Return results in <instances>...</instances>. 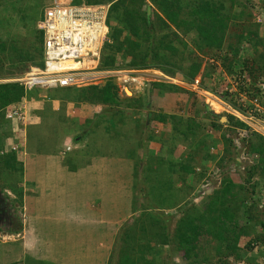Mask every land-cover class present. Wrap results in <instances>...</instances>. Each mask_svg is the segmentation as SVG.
Listing matches in <instances>:
<instances>
[{
    "label": "rangeland",
    "instance_id": "374dc122",
    "mask_svg": "<svg viewBox=\"0 0 264 264\" xmlns=\"http://www.w3.org/2000/svg\"><path fill=\"white\" fill-rule=\"evenodd\" d=\"M49 1L0 0V44L5 45L4 55L6 57L15 49L20 48L27 51L38 45L37 39L40 32L38 19ZM138 1H126V9L130 11V14H134L133 16L137 18L138 23L136 22L137 25L132 24L130 31L129 29L123 31L119 41L115 44L117 46L122 44L125 49L126 45L123 41L129 39L128 43L133 48L138 47L137 54L141 56L145 52L146 43L141 40L144 28L141 29L139 25ZM188 1L198 2L197 0ZM145 2L147 5L143 11H147L151 18V26L154 30L152 43L155 45L158 57L164 59L167 57L172 64H176L180 69V71L175 72L174 76H169L158 68L149 69L151 72L141 75L144 76L142 81H154L152 83L159 85L163 91L162 94L171 97V101H167L165 104L167 114L164 113V110H154L152 117L139 118L138 116L141 115L144 107H139L141 106L140 101L138 102L139 106L135 107L130 101L128 104L126 101L124 103L123 100L126 98L133 100L135 98L128 86L125 88L126 95L122 93V84L119 82H110L102 87H108L111 92L116 94L115 108L109 110V112L116 110L115 114L105 116L106 105L97 102L95 99H93L95 103H92L93 101L85 102L104 109L96 118L103 128H106L107 122H110L108 118L113 117L120 118L124 122L125 120H127L126 122L137 120L134 122L140 123L133 142L136 141L138 147V143L142 140L141 147L143 146L146 152L145 160L138 162L137 154L133 150H128L130 155L126 154L128 159L134 161L132 164L134 169L133 186L131 188L133 193L129 194L128 190L123 194L116 193L117 180H122L126 184L128 178L122 176V172L116 171L118 176L115 177L114 174L108 186L106 185L107 188L102 189V198H99L97 186L89 184L91 181L88 178L79 181L81 178L69 177L74 170L78 171L84 168H80L82 165L79 161L68 158L69 156L66 159V156L63 155L65 150L59 152L58 159L66 160L61 161L60 164H54L59 168L64 166V170L65 168L68 169L67 172L64 171L63 179L53 178L50 180L51 182L46 183L45 185L49 186L51 192L45 195L40 191L33 192L35 190H32L31 187L35 189V184L29 178L27 180L24 178V171L27 170L25 160L31 159V156H41L45 152L53 153L55 145L58 143V139L42 143V133L45 132L41 131L37 135L38 133L35 131L36 124L41 123L37 117L41 105L45 102L48 103V110H46L48 112V105L53 100L60 101L65 106L73 104L80 107L79 105L85 103L84 101L81 102L82 99L79 98L81 89L71 91L61 89L53 91L36 90L31 95L28 93L29 97H25L29 102L27 122L18 125L14 132L8 124L0 127V264H192L195 262L194 259L192 262L184 261L185 253L179 248L178 236L198 225V219L203 213L208 214L211 219L215 215L218 216V212L222 208L224 211L228 209L230 213L237 214L238 208L225 202L229 199V194L224 195L220 193V190L224 189L228 177L237 186L244 185V174L238 172L232 176L230 173L231 166L226 165L221 173L214 175L213 173H216V169L219 167V158L210 155L212 148L218 151V147L221 148V142L224 143V136L221 133L229 130L223 127L221 129L215 128L218 123L224 124L225 120L220 122V119H214L210 115L209 109L207 110L203 98L191 93L188 85V83L195 81V79H191V72L194 71L196 65H199L204 70L202 87L213 92L217 91L220 82L228 74V70L224 66L225 58L232 57V55L228 54L226 49L223 51L213 50L208 56L201 54L194 44L197 31H190L185 34L186 28L184 26L178 29L168 24L171 28L165 27L162 22L158 21L159 17L164 18L157 11V8L155 7V9L147 1ZM224 2L226 10L223 11V14L226 17L229 16L230 20L226 41L229 44L234 43L233 37H239L242 32L254 31L259 32V42L261 43H259L260 45H255L256 42L254 44L251 42L241 44L239 58L233 65L234 72H240L244 69L243 64L247 58L255 59L256 64L260 65L262 55H264V0H250L249 2L247 0H235L232 8L228 0ZM184 3L186 5L185 0ZM257 7L263 10L262 16H257ZM189 11L190 9L187 8L182 15H185L187 21H192V18L186 15ZM241 13L244 15L240 16ZM234 17L235 19L239 17L238 21L234 20ZM111 26L113 29L123 30L117 23H112ZM175 33H177L181 43L175 41L173 37ZM182 43L186 47L181 45ZM115 44L112 42V45ZM168 45L177 46L179 54L175 56L171 55L172 53L169 54L165 49ZM124 49L116 54L113 69H132L130 64H132L134 57L126 53ZM8 61L9 59L5 66L9 65ZM159 61L160 59H155L156 64ZM32 67L34 66L30 65L24 69L20 66L18 69H13V72L18 73L9 78H0V87L10 85L22 87L20 83L14 80L28 73ZM163 75L170 77V79H179L181 84L173 85L172 82L164 79ZM97 90H101V88ZM88 95H92V92H89ZM131 108L134 110L127 112ZM72 109L74 111V106ZM154 109H160L159 105H156ZM48 115L45 113L42 116L41 130L50 131L51 128L56 130L58 124H66L67 116L63 114V118L56 116L57 123L51 127L49 125L51 117ZM159 115L165 116V121L160 120ZM221 117L226 118V115L222 114ZM144 128H149V134H153V138L155 137L153 144L157 146L158 151L153 150L154 145L150 143L153 139L150 142L148 139V141L144 140L147 135ZM165 129L169 130L166 134L164 133ZM148 142L149 146L147 147ZM97 144L99 143L97 142ZM66 146L65 144L64 149ZM84 162L92 163L91 159ZM243 164L247 166V169L253 167L249 161ZM183 165L192 167L194 174L185 176L180 171ZM121 167L125 174L127 167L123 163ZM199 169L204 175L201 180L198 178L201 174L196 171ZM68 171L71 172L68 173ZM208 174L210 177H207ZM25 180L26 188L22 185ZM217 180L221 182L218 183ZM59 181H61L59 185H55ZM168 182H172V185H168ZM206 183H210L213 187L212 191L203 189ZM213 199H220V202L226 204L224 206L216 204L212 207ZM37 200L38 203H36ZM90 203L95 205L93 209H88L87 204ZM209 205L213 212L212 215L207 211ZM258 210L263 214L256 217L258 220L256 223L248 222L247 215L244 217L243 211H241V215L239 213L240 217L236 216L238 220L236 227L241 230L244 229V235H246L239 238L236 251H234L240 258L234 259L231 256L233 259H229V264H264V246L255 243L257 238L264 237V225L260 224L264 223V210L260 208ZM27 219L41 239L38 247L41 259L37 262L29 255H24L19 261L10 262L8 250L15 248L19 251L22 248L20 245L22 237L15 233L21 228L23 231L24 222ZM247 234L249 235L247 236ZM206 243L207 239H201L200 246ZM214 250L212 248L210 257L216 255ZM197 253L205 254L204 252ZM5 257H8V261ZM47 257H49L48 260ZM215 257L217 258H214L210 262L211 264H217L221 260L219 256Z\"/></svg>",
    "mask_w": 264,
    "mask_h": 264
},
{
    "label": "trees",
    "instance_id": "16d2710c",
    "mask_svg": "<svg viewBox=\"0 0 264 264\" xmlns=\"http://www.w3.org/2000/svg\"><path fill=\"white\" fill-rule=\"evenodd\" d=\"M126 1L128 0H85V2L89 5H100L108 3L111 5L108 15V24L111 29V44L106 45L102 58V67L106 69H113L112 66L116 61V54H119L124 49L122 44H119V46L115 44L119 41L123 31H126L127 29H129L130 31L132 28L131 25H137L138 23L137 18L133 16L134 14H130V11L126 9ZM139 1V25L141 29L144 28L142 30L141 40L146 43V49L145 52L142 53L141 56H139L137 54V50L139 49L138 47L133 48L132 45L128 43L129 39L123 41L126 45V48L124 49L125 52L134 57L132 64H130L132 69L146 70L158 68L160 71H163L169 76H174L176 71H180L177 65L172 64V62L167 57L165 59L158 57V52L155 48V45L152 43L154 30L151 26V18L148 15L147 11H143V8L147 5L145 1H147L152 7L157 8V11L164 18L161 19V17H159L158 21L162 22L165 27L171 28L168 24H171V26L173 25L174 28L176 27L178 29H180L181 26H184V28H186L185 34H188L190 31H197V37L194 40V44L196 49L201 54H205L208 56L211 55L213 50L223 51L224 49H226L227 53L232 55V57L229 56L225 58L224 66L228 70V75H232L235 73L233 70V65L239 58L240 47L242 43L251 42L254 44L256 42L255 45L261 44L259 42V32L254 31H249L246 33L242 32L239 37H233L235 39L234 43L229 44V42L226 41L227 29L229 28L230 20L229 16L226 17V15L223 14V11L226 10V4L224 2L225 0H197L198 2L195 1V3L185 0L186 5L184 3V0ZM234 1L235 0H228V2L231 3V8L234 5ZM247 1L249 2L250 0ZM81 2L82 0H74L75 5H79ZM187 8L190 9V11L186 15L189 18H192V21H187V19H185L184 17L185 15H182ZM243 15L244 13H241L240 16ZM42 17L43 13H40L38 21H40ZM25 18L26 20H28L27 17ZM129 19L131 20L129 21ZM238 19L239 17H237L236 19L234 17V20L238 21ZM112 23L119 24L123 30L113 29L111 26ZM173 37L175 41L181 43L177 33L173 34ZM37 40L38 45H35V47H33L32 49H29L27 51L20 48L15 49L14 51L10 52V55H8L7 53L8 57L4 55L5 45L0 44V74L2 73L0 75V78H9L14 76V74L18 72H13V69H18L20 66H22L24 69H26L30 65L39 68L44 67V38L41 31L39 32V37ZM112 42L115 45H112ZM181 45L186 47L183 43ZM165 49L169 54L172 53L171 55L175 56L176 54H179V49L177 46L168 45L165 47ZM6 59H9V65L5 66L7 61ZM155 59H160L159 63L156 64ZM256 65L258 64H256L255 59L250 58H247L243 64V70L252 75L254 79H256L264 72V55H262V63L258 65L259 67ZM169 67L172 69H170ZM201 68L202 66H195L194 71L191 72L192 80L196 79V81H201V74H203V70ZM153 86L156 85L153 84ZM97 89L98 88H91L90 90H80L81 92L79 93V98L82 99L81 102L93 101L92 103H95L94 101L97 100V102L104 105H116L117 98L114 92H111L108 87L101 88V90ZM94 91L96 92L93 93ZM89 92H92V95H88ZM127 92L130 94L129 91ZM28 93H30L31 95V93L33 92ZM28 93L25 91L24 87H19L18 85L0 87V127L2 125H9V123L2 118V110L10 105L21 102V100L25 97H29L27 95ZM191 96L194 95L191 94ZM158 118L162 121H165V116L163 115H159ZM213 118L216 119V116H213ZM228 121L229 127L231 129L230 131L234 133L236 132V128H244L243 124L235 122L231 117L228 118ZM215 128L221 129L222 126L215 125ZM223 140L225 145L224 157L220 162H218V166L221 169H224L226 164L228 165V163L232 162V142L225 136ZM246 146L250 154L259 156L258 163L256 164V166L246 169V173L244 176V185L237 186L228 177L226 180L227 182H225L226 184L224 185V189L220 190V193H223L224 195L229 194V199L225 200V202L227 204H230L231 206L235 205V207L238 208L237 214L230 213L228 209L227 211H224V209L222 208L218 212L219 215H215V217L211 219L208 217V214L203 213V215L198 219V225L191 227L190 229H188V232L186 231V233L178 236L179 248L185 253L184 261L192 262V260L194 259L195 262H193L192 264H211L210 262L214 258H217L215 256H219L221 260L217 264H229V259H233L231 256H233L234 259L240 258V256L234 251H236L239 238L241 236H245L246 234L244 235V229L241 230L236 227L238 221L236 216L240 217L241 211H243L244 217L245 215H247L248 222L256 223L258 221L256 217H258L260 214H263V212L258 210L257 202L254 198H256L260 194L262 189H264V140L259 138L258 136H253L248 141V144ZM208 157L210 158V156ZM180 171L185 176L194 174L193 168L188 165H183ZM200 174L201 175L198 178L201 180L204 175L201 172ZM256 179L257 181H255ZM168 185H172V182H168ZM233 190H235V193H233ZM220 201V199H213L212 207L216 204L219 206H224L226 204ZM247 204H250V206H247ZM207 211H209L210 215L213 214L210 205L208 206ZM260 224H262V226L264 225V223ZM21 232L22 228L15 234H20ZM248 235L249 234H247V236ZM201 239H207V243L200 246ZM255 243L259 245L262 244L261 246H264V237L261 239L257 238ZM212 248L215 249L214 252L216 253V255L210 257L212 254L210 253L212 251ZM197 252H204L205 254H199Z\"/></svg>",
    "mask_w": 264,
    "mask_h": 264
},
{
    "label": "built area",
    "instance_id": "2783aa9c",
    "mask_svg": "<svg viewBox=\"0 0 264 264\" xmlns=\"http://www.w3.org/2000/svg\"><path fill=\"white\" fill-rule=\"evenodd\" d=\"M109 8L110 5H89L85 0L79 5H75L74 0H50L38 24L44 36V67H32L28 73L14 81L20 83L27 93L36 90L102 88L110 82L121 83L122 93L126 92V86L145 88L146 81H141L136 71L102 67L104 49L111 44ZM256 9L257 16H262L263 10L258 7ZM167 80L173 85L181 84L179 79ZM202 80L203 78L194 94L202 97L205 106L217 115H226L221 121L225 119L223 128L229 131L222 132L221 135L232 142V164L228 163L231 166L230 173L235 176L242 172L245 176L247 166L243 163L249 161L255 166L259 160L258 155L248 152V141L253 136L264 140V72L256 79L243 69L232 75L227 74L215 92L203 88ZM194 82L188 85L191 86ZM189 89L192 90L190 87ZM214 106L219 107V111ZM1 115L14 128L25 124L29 115L28 100L24 98L21 102L6 107ZM229 117L243 124L244 128H236L235 133L230 131ZM224 146L221 142V148L218 147V151L212 148L210 154L221 161ZM72 150V145H67L65 154ZM220 169L217 167L213 174L224 170ZM196 171L201 172L200 169ZM212 188L210 183L203 187L206 191H212ZM254 199L258 208L264 210V189Z\"/></svg>",
    "mask_w": 264,
    "mask_h": 264
},
{
    "label": "crops",
    "instance_id": "0c3cea01",
    "mask_svg": "<svg viewBox=\"0 0 264 264\" xmlns=\"http://www.w3.org/2000/svg\"><path fill=\"white\" fill-rule=\"evenodd\" d=\"M154 85H156V83ZM158 88L159 85L151 86L150 95H148V90L140 91L137 95H134V100L131 98H126L125 100H123V102L126 101L128 104V102L130 101L135 107L139 106L138 102L140 101L141 106L139 107L144 108L141 112V115L138 117L150 118L153 116V113L156 110L165 111V104L167 103V101H171V97L162 94V89ZM134 89L136 88L134 87ZM47 104L48 103L46 102L43 103L41 105L40 113L38 111L37 117L39 118V122L41 121V123H43L42 116L45 113L49 114L48 116L51 117V119H49L51 120V123H49L51 127L57 123L56 116H60L61 118H63L64 114L65 116H67V119H65L66 124H58V129L54 130L53 128H51L50 131L46 129L41 130L40 127L42 124H36L35 131L38 133L37 135H39L41 131L45 132L44 134L42 133V143H44V141L49 142V140L55 141L56 139H58V143L55 145L54 152L52 151L53 149L51 150V152L53 153L45 152L41 156H31V159L29 158L25 160V167H27V170L24 171V178L26 180L27 178H29L30 181L35 184V189L31 187L32 190H35L33 192L36 193L40 191L43 195L51 192L49 186L45 184L51 182L50 180L53 178L62 180L64 171L68 170L67 168H65L64 170V166L59 168V166H55L54 164H60L61 161H65L67 159V156H69L68 158L79 161V163L82 165L80 166V168H84L79 169L78 171L74 170L69 177H74L75 179L81 178L79 181L88 178L89 181H91L89 184H91L92 186H97L99 198H102V189L107 188L109 182L114 177V174L115 177L118 176V173L116 171H120L123 173L122 176L128 177L126 184L122 180H117L118 182H116V184L118 186L115 189L116 193L123 194L128 190L129 194H132V176L134 172L132 164L134 161L128 159L126 154L130 155L128 153V150H133L137 154L138 162L139 160L143 161L144 159V155L146 154V152L145 148H143V146L141 147L142 140H139L140 142L138 141V147L136 146V141L133 142L136 133L138 132L137 128H139L140 126L138 124L140 123L134 122L137 120H128V122H126L127 120H125L124 122L120 118L113 117L108 118L110 122H107V127L103 128L102 124L98 123L100 121L96 120L101 110L102 112L104 111V109L100 108L99 106L94 107L87 103L79 105L80 107H76L73 104L65 106L60 101L53 100L50 101V104L48 105L49 111L46 112V110H48ZM156 105H159L160 109H154ZM73 106L74 111L72 109ZM105 107H107V111H105L104 113L105 116L113 115L114 112H117L116 110H114V112H109V110L115 108L114 105H106ZM132 108L128 109L129 111L127 112H132L134 110ZM214 109L217 110L219 109V107L214 106ZM136 111L140 112L139 110ZM164 113L167 114V111H165ZM149 127H151V124H149ZM144 129H146L145 134H147L144 140H149L150 142L153 139L150 143L154 145L153 143L155 142V137L153 138V134H149V128ZM168 132L169 130L165 129L164 133L166 134ZM97 142L99 144H97ZM149 142L147 143V147L149 146ZM65 144L72 145L73 150L67 154H65L64 151L63 155L66 156V159L59 160V152L65 150ZM153 150L158 151L159 149H157V146L154 145ZM71 153L73 154L69 155ZM89 159H91L92 163L89 164L84 162L85 160ZM122 163L127 167V172L125 173L126 175L122 171ZM70 172L71 171H68V173ZM26 180L24 184H22L25 188L27 187ZM60 182L61 181L56 182L55 185H59ZM55 185L53 186V188L55 187ZM28 187H30V185H28ZM99 202L101 203V201ZM36 203H38V200L36 201ZM87 205L88 209H93V206H95L91 203ZM19 235L22 237L20 242L22 248L19 251L15 248H11L8 250V254L11 259L10 262L19 261L20 258H22L24 255H29V257L39 262V260L41 259V253L38 252V247L41 239L38 237L36 230L33 229L32 226H30L29 219L24 222V229ZM5 259L8 261V257H5ZM48 259L49 257H47V260Z\"/></svg>",
    "mask_w": 264,
    "mask_h": 264
},
{
    "label": "clouds",
    "instance_id": "9594fccd",
    "mask_svg": "<svg viewBox=\"0 0 264 264\" xmlns=\"http://www.w3.org/2000/svg\"><path fill=\"white\" fill-rule=\"evenodd\" d=\"M43 13H44V11H43ZM42 20V19H41ZM40 20V21H41ZM39 21V22H40ZM43 38H44V36H43ZM128 71H136V72H138V75H137V77H139L140 79H141V81L144 79V78H142V77H144V76H141L142 74H147V73H149V72H151V70H149V69H146V70H144V71H141V70H132V69H128ZM147 72V73H146ZM202 75V78H203V75H204V70H203V74H201ZM163 77H164V79H166L167 80V78H170V77H166V76H164L163 75ZM172 78V77H171ZM196 80V79H195ZM145 81V80H144ZM194 82V81H193ZM151 86H153V83H152V81H146V87L145 88H140L139 89V87H136L135 85H134V87L136 88V89H134V87L133 86H130V87H128V88H130L131 89V91H132V93L134 94V95H137L140 91H145V90H148V89H151ZM133 89H132V88ZM125 95H126V92L124 93ZM27 99V98H26ZM209 109V113H210V115L213 117H215L216 116V119H220V120H222V117L221 116H219V115H217L213 110H211L210 108H208L207 107V110ZM225 120V119H224ZM220 122H222V121H220ZM9 125L12 127V131L14 132V127L9 123ZM218 125H221L222 127H223V125H225V123L224 124H219L218 123ZM225 129V128H224ZM227 130V129H226ZM227 132V131H226ZM228 133V132H227ZM211 155V154H210ZM211 157H213L212 155H211Z\"/></svg>",
    "mask_w": 264,
    "mask_h": 264
},
{
    "label": "bare ground",
    "instance_id": "6f19581e",
    "mask_svg": "<svg viewBox=\"0 0 264 264\" xmlns=\"http://www.w3.org/2000/svg\"><path fill=\"white\" fill-rule=\"evenodd\" d=\"M199 81H196L195 83H193L191 86H189L192 90L190 91L191 93L194 94V92L198 89L199 85H198ZM128 95V93H127Z\"/></svg>",
    "mask_w": 264,
    "mask_h": 264
},
{
    "label": "water",
    "instance_id": "95a60500",
    "mask_svg": "<svg viewBox=\"0 0 264 264\" xmlns=\"http://www.w3.org/2000/svg\"><path fill=\"white\" fill-rule=\"evenodd\" d=\"M148 95H150V89H148Z\"/></svg>",
    "mask_w": 264,
    "mask_h": 264
}]
</instances>
